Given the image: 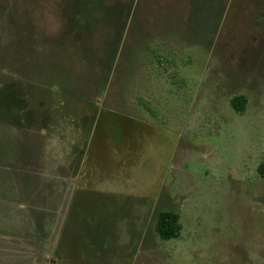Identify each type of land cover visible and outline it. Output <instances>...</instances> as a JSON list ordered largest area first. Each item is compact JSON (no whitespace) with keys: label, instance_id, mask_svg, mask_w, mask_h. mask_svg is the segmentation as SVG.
Listing matches in <instances>:
<instances>
[{"label":"rangeland","instance_id":"obj_1","mask_svg":"<svg viewBox=\"0 0 264 264\" xmlns=\"http://www.w3.org/2000/svg\"><path fill=\"white\" fill-rule=\"evenodd\" d=\"M263 162L264 0H0V264H264Z\"/></svg>","mask_w":264,"mask_h":264},{"label":"trees","instance_id":"obj_2","mask_svg":"<svg viewBox=\"0 0 264 264\" xmlns=\"http://www.w3.org/2000/svg\"><path fill=\"white\" fill-rule=\"evenodd\" d=\"M246 105L244 97H237L232 101V105L238 112H243ZM259 174L264 178V162L258 168ZM157 230L165 240H171L180 236L181 227L179 225V215L174 212L163 213L158 220Z\"/></svg>","mask_w":264,"mask_h":264},{"label":"crops","instance_id":"obj_3","mask_svg":"<svg viewBox=\"0 0 264 264\" xmlns=\"http://www.w3.org/2000/svg\"><path fill=\"white\" fill-rule=\"evenodd\" d=\"M43 157V156H42ZM45 158V157H44ZM27 162L31 165V171H32V173L34 174V175H37V176H43V175H45V170H44V168H41L40 167V165H38L37 164V159H35V157H29V158H27ZM44 162V161H43ZM114 183V181L113 180H106L105 181V183H103V182H101V184L99 183V185L100 186H103V185H105V186H108V187H111L112 189H113V184ZM97 188L98 187H96V190H97ZM110 191V190H109ZM27 193H29V194H32V195H34V194H36V192L35 191H31V192H27ZM109 194H111V195H114L115 193L111 190L110 192H109ZM122 193L120 192V194L119 195H121ZM42 197V196H41Z\"/></svg>","mask_w":264,"mask_h":264}]
</instances>
